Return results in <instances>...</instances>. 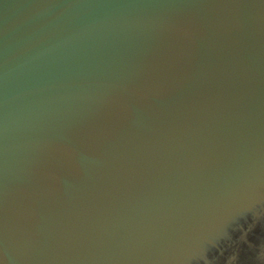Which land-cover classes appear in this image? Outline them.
I'll return each mask as SVG.
<instances>
[{
    "label": "water",
    "instance_id": "95a60500",
    "mask_svg": "<svg viewBox=\"0 0 264 264\" xmlns=\"http://www.w3.org/2000/svg\"><path fill=\"white\" fill-rule=\"evenodd\" d=\"M0 264H264V0H0Z\"/></svg>",
    "mask_w": 264,
    "mask_h": 264
}]
</instances>
